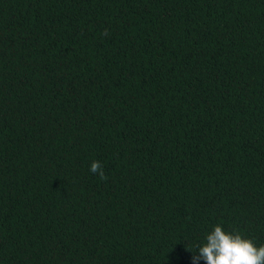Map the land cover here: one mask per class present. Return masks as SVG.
<instances>
[{
	"label": "trees",
	"instance_id": "trees-1",
	"mask_svg": "<svg viewBox=\"0 0 264 264\" xmlns=\"http://www.w3.org/2000/svg\"><path fill=\"white\" fill-rule=\"evenodd\" d=\"M217 224L264 245V0H0V264H193Z\"/></svg>",
	"mask_w": 264,
	"mask_h": 264
},
{
	"label": "clouds",
	"instance_id": "clouds-1",
	"mask_svg": "<svg viewBox=\"0 0 264 264\" xmlns=\"http://www.w3.org/2000/svg\"><path fill=\"white\" fill-rule=\"evenodd\" d=\"M89 170L102 180L106 179L100 161L94 160ZM197 249L199 254L193 256V264L201 260L205 264H264V245L257 246L239 231L227 232L220 224L206 235L205 242Z\"/></svg>",
	"mask_w": 264,
	"mask_h": 264
}]
</instances>
